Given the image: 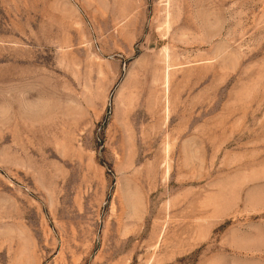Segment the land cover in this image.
<instances>
[{
	"label": "rangeland",
	"instance_id": "1",
	"mask_svg": "<svg viewBox=\"0 0 264 264\" xmlns=\"http://www.w3.org/2000/svg\"><path fill=\"white\" fill-rule=\"evenodd\" d=\"M0 264H264V0H0Z\"/></svg>",
	"mask_w": 264,
	"mask_h": 264
}]
</instances>
